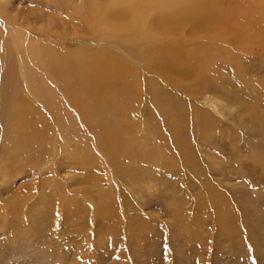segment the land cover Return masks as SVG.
<instances>
[{"label": "rangeland", "instance_id": "rangeland-1", "mask_svg": "<svg viewBox=\"0 0 264 264\" xmlns=\"http://www.w3.org/2000/svg\"><path fill=\"white\" fill-rule=\"evenodd\" d=\"M78 4L0 0V264H264V0L220 2L227 25L222 41L206 42L218 49L207 82L141 74L164 108L153 120L146 99L122 117L138 137L122 159L108 156L52 77L36 80L54 114L19 71L15 30L68 51L92 47L73 20ZM18 91L39 109L22 154L4 142ZM58 188L71 208L58 207Z\"/></svg>", "mask_w": 264, "mask_h": 264}, {"label": "bare ground", "instance_id": "bare-ground-1", "mask_svg": "<svg viewBox=\"0 0 264 264\" xmlns=\"http://www.w3.org/2000/svg\"><path fill=\"white\" fill-rule=\"evenodd\" d=\"M223 1L79 0L73 20L92 38V47L68 51L29 41L28 37L16 30L12 33L11 41L18 52L19 71L24 85L39 98V102L44 100L41 102L43 107L54 114L55 107L52 106L57 103L52 102V92L36 80L37 73L52 77L59 93L76 109L79 117L83 116L86 123L89 122L90 126H84L101 137L100 145L107 149L108 156L122 159L134 152V149L128 148L138 140L133 135L135 127L122 125V117L129 119L133 108H139L144 100L151 99L152 115H149L154 120L163 106L154 82L146 83L142 73L161 77L171 76L170 73L175 72L201 83L209 79L213 57L217 56L218 49L206 42H209L211 35L220 41L225 37L227 24L223 23L226 22L223 21L224 17H219L226 15L220 4ZM31 101L22 91H18L10 101L6 123L4 121V142L11 153L22 154V146L27 148L31 125L29 119L39 112ZM55 130L56 127L54 135ZM45 134L42 127L41 136ZM147 134L156 136L157 130L149 129ZM147 134L140 139L145 140ZM160 145H163L161 141ZM67 152V157H70V152ZM61 192L62 188L60 199L63 198ZM63 200L57 201L60 209L72 207L65 201L66 198ZM97 208H93L94 211L101 212L100 207ZM65 211H62L63 214ZM101 218L109 220L105 215Z\"/></svg>", "mask_w": 264, "mask_h": 264}]
</instances>
